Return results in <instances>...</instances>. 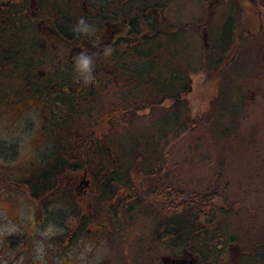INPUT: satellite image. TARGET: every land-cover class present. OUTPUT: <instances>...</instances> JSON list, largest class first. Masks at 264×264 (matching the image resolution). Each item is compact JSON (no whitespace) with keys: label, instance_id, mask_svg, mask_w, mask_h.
I'll list each match as a JSON object with an SVG mask.
<instances>
[{"label":"rangeland","instance_id":"rangeland-1","mask_svg":"<svg viewBox=\"0 0 264 264\" xmlns=\"http://www.w3.org/2000/svg\"><path fill=\"white\" fill-rule=\"evenodd\" d=\"M227 1L214 6L210 17L207 0H162L163 9L158 3L161 29L170 30L172 26L176 30L185 23H205L208 27L205 39L191 26L188 33L174 36L173 54L186 75L188 91L163 106L139 111L121 127L95 124L101 122L98 119L106 106L131 101L130 96L125 97V92L117 97V88L99 92L82 103L72 130L58 138H66L70 132L90 131L107 144L110 155L116 157L118 150L123 151L120 163L124 170H131V182L148 195L154 189L149 187L148 176L139 172L145 171V165L130 159L126 152L137 148L149 154L156 147L153 155L163 162L162 172L155 176L161 188L214 195L211 206L218 213L212 225L200 218L208 233L203 238L205 243H197L211 247L210 259H214V246H225L227 260L222 264H245L244 253L252 251L254 262L264 264V0H256L257 5L250 0ZM251 7L258 22L256 28L247 24ZM258 12L263 15L259 17ZM228 16L239 26L235 44L223 51L219 42L223 34L218 30ZM246 29H256L253 37L249 38ZM165 41L168 39L162 44ZM64 58L66 54H58L56 59ZM6 80L0 73V90L7 89ZM176 102L180 106L172 116L166 110ZM39 107L40 98L25 95L13 105L0 108V264H162V257L171 256L173 251L166 243L155 241L149 220L138 213L125 218L119 213L117 219L107 214L108 210L94 208L98 196L88 175L68 172L58 179L54 198L39 196V200H47L50 211L47 221L36 226L27 209L37 211L42 202L36 200L31 206L17 184L29 178L33 166L58 139L49 135L51 116ZM163 120L168 125L163 126ZM60 146L66 149L67 145ZM151 158L148 155L146 162ZM82 181L89 183L86 193L76 190ZM71 210L80 218L78 223L74 219L69 222ZM90 216L93 219L86 223L90 231L81 227L72 242L62 243L63 236L75 233L79 223ZM29 228L32 235L27 232Z\"/></svg>","mask_w":264,"mask_h":264},{"label":"trees","instance_id":"trees-1","mask_svg":"<svg viewBox=\"0 0 264 264\" xmlns=\"http://www.w3.org/2000/svg\"><path fill=\"white\" fill-rule=\"evenodd\" d=\"M30 1L0 0V73L7 78L4 83L7 89L3 88L0 92L14 96L11 99L10 96L7 95V97L0 93V108L13 105L23 99L25 95H30V97L35 95L41 101L42 107L39 108H43L51 116L48 129L49 135L55 140L64 131L72 130L73 118L78 115L83 102L87 99L89 101V98L95 97L99 92H106L102 86L97 88L98 83L85 84L81 79L76 78L74 62H71L73 58H64L62 61L56 59L58 54L65 56L68 49V46H64L58 39L59 35L66 43H76L78 48L83 47L84 49L82 48L81 51L85 52L89 51V48L87 49L85 46L86 43H101L100 35V37L96 35L91 38V35L77 33L74 29L69 30L68 28L71 26L72 19L78 17L79 20L82 1L88 7L93 6L96 11H99L100 16L96 17L97 21L102 16L104 1L32 0L39 6L40 11L45 12V17L33 16L32 9L29 7ZM118 1L120 5L125 4V17L121 21L131 28V32L124 39L120 38L116 41L117 44L111 48L112 52L109 56L104 55L102 47L97 48L100 51L97 56H94V59L95 66L98 68L106 62L119 66V75L128 80L120 85L116 84L119 86L117 91L127 92L125 97L130 96L131 101L129 99L124 103L122 100L117 104L106 106L101 120L98 119L101 122H95L97 123L95 125L108 123L109 126L114 127L126 126L133 115L139 111L163 106L164 102L173 100V98L177 99L187 91L185 87L187 84L186 75L181 72L180 61L173 54L175 51L174 41L171 52L168 45L169 40L162 44L168 35L160 29H157L156 34L151 30L155 25L154 18L149 12L152 11V5L157 9L160 5L163 9L165 5L161 3L162 0ZM156 2L160 4L156 6ZM72 11L77 15L69 16ZM117 17V14H114L112 19L117 20ZM86 19L88 20V18ZM41 21H43L42 27L46 26L52 30L40 29L39 22ZM54 28L59 31L57 37L51 32L55 31ZM223 34L227 38L224 40L223 36H219V41L224 43V46L225 44L230 45V30H225ZM141 35L142 38H140ZM172 39L174 40V37ZM133 45L135 46L132 47ZM100 56L104 57L100 58ZM97 75H95L97 79L102 77L100 72ZM113 91L116 90L113 89ZM175 91L179 93L176 94ZM116 94L120 98L122 93ZM179 106L176 102L166 112L175 116ZM162 123L163 126L168 125L166 120H163ZM65 136L66 138L55 140L53 146H49L48 151L40 159V163L33 166L29 178L17 184V190L25 195L31 202V206L36 205V200L42 202V207L37 211L33 208L27 209L33 215L36 226L47 221L49 215L50 208L47 207V200L43 199L56 196L58 179L68 172L80 173L83 177H87V175L92 177V188L98 196L97 204L94 203L98 209L108 210L107 214H114L117 219L120 218L119 213L124 218L127 214L138 213L153 225L152 237L155 241L167 243L174 249L184 244H197L199 240L196 233L199 229L197 224L201 217H204L206 224L211 223L212 225L215 220L218 212L214 205L211 206L213 194H185L159 186L158 178L155 176L157 177L162 172L163 162L160 160V156L153 155L154 152L157 153L156 147H153L149 154L137 148L128 149L127 152L125 150L130 155V159H136V162L145 165V171L139 172L148 176L151 184L149 187L154 189L152 195L151 192L148 195V193L140 192V188L131 182V170H124V166L120 163L121 156H124L123 151L121 153L118 150L119 156L116 157L110 155V148L101 141V138H94L90 131L77 132V134L70 132ZM61 144H66V149L61 147ZM148 155H152L153 158H151L152 161L146 162ZM69 156L70 161H68ZM73 158L75 162H71ZM39 196L43 199L39 200ZM155 203L158 204L157 208L151 207ZM77 204L74 205L78 207L79 204ZM70 215L69 222L73 219L75 223L80 221V218H77L78 216L72 210ZM83 215H85L84 212ZM92 219L93 217L90 216L79 223L75 233H67L61 238L62 243L72 242L77 233H80L78 229L86 227L87 221ZM29 230L31 231L27 232L31 233L32 228ZM29 233L27 234L29 235ZM195 233L197 234L195 239H191L190 236ZM164 236L165 238L172 237L164 242L162 241ZM13 239L15 238H10V240ZM197 251L199 250L197 249Z\"/></svg>","mask_w":264,"mask_h":264},{"label":"flooded vegetation","instance_id":"flooded-vegetation-1","mask_svg":"<svg viewBox=\"0 0 264 264\" xmlns=\"http://www.w3.org/2000/svg\"><path fill=\"white\" fill-rule=\"evenodd\" d=\"M35 1V0H33ZM104 1V6H103V10H102V16L100 17V19L97 21L96 17L100 16L99 11H96L95 8L92 7H88L87 4L85 2L81 3V12H79L80 17L83 16L85 18H88V22L90 24L93 25V27L96 29L95 33L93 35H91V38H94L96 35H98V37H100L99 40H101L100 44H93V43H86L85 46L88 49L89 48V54H93L94 56H97L100 49L97 50V48L102 47L103 49L105 48H112L116 43L117 40H119L120 38H125L127 37V34H129L131 32V28L128 27L127 24L123 23L121 20H123V18L125 17L124 13L126 12L125 10V4L120 5L118 0H103ZM208 3V8H209V17L214 14L215 12V8L214 6H217V4L222 5L223 3H228L227 0H207ZM250 3L252 5H257L256 4V0H250ZM156 6H158V3H155ZM154 4V5H155ZM29 7L30 9H32V14L34 17H45V12L44 11H40L39 6L36 5V3L32 2V0L29 2ZM253 7V6H252ZM251 7V10L248 12V19L250 22H248L247 24H249L250 26L253 27H257L258 22H256L255 20V15H254V11L253 8ZM257 7V6H254ZM152 11L149 12V14H151V16L154 18L153 22H154V29L152 33L156 34V31H158L157 29H160V31H162L163 33H165L166 35H168L167 39L169 40V49L172 52V48H173V35L174 34H179L180 32H185L188 33L186 30L191 26L188 23H185L181 26H178L176 28V30H174V28L167 30V29H161L158 26V20H157V8H154V6L152 5ZM137 11V10H136ZM114 14H117V20L112 19ZM259 15V17H261V15H263L262 13L258 12L257 13ZM71 15V17L76 16L77 13L73 12L69 13V16ZM257 15V16H258ZM130 17V15H128ZM64 18V17H63ZM163 18V17H162ZM65 19V18H64ZM258 19V18H257ZM225 20H227L224 25H222L220 27V29L218 30L220 34H223L225 30H230L231 27V33H230V47L224 43L223 45V51L225 50H229L231 48V44H235L236 41V29L238 28L239 24H237L236 22L233 23L234 19L230 16H228ZM78 21V17H75V19H72L71 21V26L70 28H68L69 30H73L76 26V23ZM121 21V22H120ZM40 23V29L42 30H52L51 28H48L46 26L42 27L41 23H43V21L39 22ZM59 23V22H58ZM62 24V23H59ZM237 24V25H236ZM100 25V27H99ZM158 26V27H157ZM174 27V26H173ZM194 28V32L196 30L197 33H201L203 36V39H205V34L207 31V25L204 24H197V25H193L191 26ZM55 31H51L53 32L52 34L56 35V37L59 35V31H57L55 28L53 29ZM140 30V29H138ZM256 31V29H254L252 31V29H246L247 35L250 37H253L254 32ZM179 32V33H178ZM152 33H150L152 35ZM100 35V36H99ZM147 35V34H145ZM224 40L227 38V36H224V34L222 35ZM140 38H142V35L140 36ZM58 39H60V42L63 43L64 46H68L67 49V53H66V59H72L74 60L76 54L81 52V49L83 47L78 48L77 44H69L66 43L65 41H63L62 37L59 35ZM220 42V41H219ZM83 45V44H82ZM81 45V46H82ZM135 45H133L132 47H134ZM248 46L250 47V43L248 44ZM79 49V50H77ZM84 49V48H83ZM120 50H122V48H119ZM124 50V49H123ZM71 56V57H70ZM99 57V56H98ZM104 56H100V58H103ZM186 61V60H184ZM183 61V62H184ZM74 62V61H73ZM102 73V77L97 79L93 82V84H97V88H100L101 86L105 89V90H111L113 91V89L118 88L119 86L116 84H121L122 82H127L128 79H124L121 78V76L119 75L120 69L119 66H115V65H111L108 62H106L105 64H103L100 68L96 67L94 68V75H97L98 73ZM97 77H99L97 75ZM82 81V80H81ZM93 86V85H92ZM188 91V90H187ZM118 93H123L125 92L124 90L122 91H117ZM107 145V144H105ZM81 184H84L85 186H81ZM81 184H79L78 186H76V190H78V193H86L89 190V183L88 182H84L82 181ZM121 200V198H120ZM119 205V203H118ZM157 205L155 203V207L157 208ZM92 207V206H91ZM95 208V205H94ZM204 221V220H203ZM198 231L196 232L198 234V242H203L204 241V237L206 236L207 230L204 228L205 225L201 224L200 222H198ZM193 234L190 236L191 239H195L197 234ZM172 236H169V238H171ZM164 239L162 241H168L169 238H165V236L163 237ZM205 243V242H203ZM167 244V243H166ZM168 245V244H167ZM181 246V245H180ZM224 246V245H223ZM170 250H172L173 252L171 253V256H164L162 257V264H222L223 262H225L227 260V247H216L214 246V253L212 252L211 254L214 255V259L212 258V260L209 257V249L211 247H207L205 246V244H203V246H199L198 244H188V245H182L181 247L174 249L173 246H169ZM195 249H198L199 251H197V253H195ZM232 251V250H231ZM230 251V252H231ZM229 253V252H228ZM245 264H256L258 262V260H256V262H254V258H255V254L252 252H245ZM259 257V256H258ZM207 260V261H206ZM250 262V263H249ZM231 264H236L235 263H231Z\"/></svg>","mask_w":264,"mask_h":264},{"label":"clouds","instance_id":"clouds-1","mask_svg":"<svg viewBox=\"0 0 264 264\" xmlns=\"http://www.w3.org/2000/svg\"><path fill=\"white\" fill-rule=\"evenodd\" d=\"M74 31L84 35H93L96 29L85 17L81 16L76 23ZM111 52V48L104 49L105 56L111 55ZM94 68L95 59L93 54H89L85 51H81L76 54L74 58V70L76 72L77 79H81L85 84L93 83L96 79L94 75Z\"/></svg>","mask_w":264,"mask_h":264}]
</instances>
